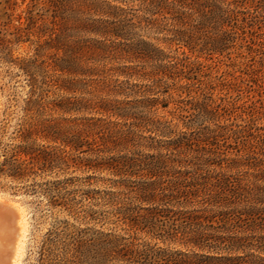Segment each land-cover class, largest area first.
Listing matches in <instances>:
<instances>
[{"label": "rangeland", "instance_id": "rangeland-1", "mask_svg": "<svg viewBox=\"0 0 264 264\" xmlns=\"http://www.w3.org/2000/svg\"><path fill=\"white\" fill-rule=\"evenodd\" d=\"M6 2L22 22L34 21L17 55L37 66L31 82L19 69L11 79L0 65V192L26 210L22 264H140L116 255L122 247L192 255L131 227L126 209L149 207L132 202L133 187L150 179L133 167L120 175L108 163L161 156L182 171L254 172L243 163L264 138V0L218 1L216 18L192 45L172 41L171 16L155 14L149 2L0 0V9ZM138 45L140 55L125 52ZM160 67L168 68L162 77L144 76ZM116 107H128V117ZM19 123L34 124L36 148L52 166L23 180L3 166L15 155L31 162L18 153L30 146ZM187 139L209 140L200 146L216 154L172 145Z\"/></svg>", "mask_w": 264, "mask_h": 264}, {"label": "trees", "instance_id": "trees-1", "mask_svg": "<svg viewBox=\"0 0 264 264\" xmlns=\"http://www.w3.org/2000/svg\"><path fill=\"white\" fill-rule=\"evenodd\" d=\"M140 1L149 2L150 10L153 9L155 14H162L167 10L174 26L172 41L192 45L197 33L216 18V3L220 0ZM10 7L7 5L0 9V65L8 68L7 73H10L11 79L15 77L11 75V70L19 69L20 73L33 82L36 61L17 55V49L22 43L31 41L34 21L28 18L26 22H22L21 16L15 17L9 12ZM154 22H158V19ZM142 50L138 45L128 47L125 52L138 56ZM167 70V67H160L144 76L160 78ZM33 85L31 84L32 87ZM127 109L128 107H116L115 112L124 118L130 113ZM18 126L20 138L30 144L28 147L20 146L18 153L30 156L31 162H20L15 155L3 166H9L10 176L23 180L27 176L37 175L35 168L46 171L52 166L46 151L36 148L34 124L19 123ZM202 142L210 143L209 140L187 139L176 141L172 145L177 149L184 146L194 149L196 145L198 148L195 151L198 154H216L200 146ZM251 149L253 156H264V138ZM250 153L243 165L254 168V172L246 177L205 173L202 166L193 171H182L170 164L176 160H167L161 156L112 158L108 167L116 169L118 174H128L133 167L145 172V176L150 179L133 187L132 202L148 204L149 207L126 209L125 214L130 219L131 227L192 251V255L170 254L167 251L151 255L133 247H122L114 250L116 255L129 263L140 264H264V159L255 157L251 161ZM180 163L182 165L183 162ZM2 171L5 169L2 168ZM43 192L50 195L53 189L45 188ZM200 197L202 199L196 200ZM196 202L202 208L185 209Z\"/></svg>", "mask_w": 264, "mask_h": 264}, {"label": "bare ground", "instance_id": "bare-ground-1", "mask_svg": "<svg viewBox=\"0 0 264 264\" xmlns=\"http://www.w3.org/2000/svg\"><path fill=\"white\" fill-rule=\"evenodd\" d=\"M25 211L19 202L0 192V264L23 262L28 237V219Z\"/></svg>", "mask_w": 264, "mask_h": 264}]
</instances>
